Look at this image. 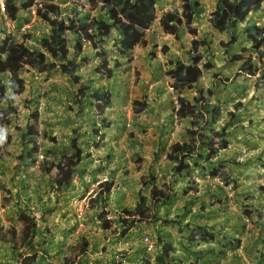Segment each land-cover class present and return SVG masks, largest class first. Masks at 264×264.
Here are the masks:
<instances>
[{
    "label": "rangeland",
    "instance_id": "rangeland-1",
    "mask_svg": "<svg viewBox=\"0 0 264 264\" xmlns=\"http://www.w3.org/2000/svg\"><path fill=\"white\" fill-rule=\"evenodd\" d=\"M72 1L78 2L36 0V3L54 2L68 8ZM16 2L22 10L26 0ZM180 4V0L156 2L159 18L149 31L147 48L138 47L132 54V63H123V67L118 70L113 68L114 62L110 60L112 74L96 58L92 49H86L82 58L87 63L78 60L79 75L81 85L91 89L79 104L74 100L78 87L60 72L42 75L33 72V76L26 78V92L11 98L14 105L20 106L18 113L13 116L11 124H0V139L3 140L0 157L5 160L3 164L0 162V225H14L20 230L17 209L20 206L31 207L36 212L41 229L47 232L45 242L54 252L61 250V258L67 257L73 262L74 257L84 253L71 250L74 247H70L76 241L75 245L79 246L85 238L89 244L90 261L93 264L101 263L99 253L102 250L103 255V228L98 215L103 212V205L106 203L107 211L115 218L123 215L125 208L134 209L140 193L148 195L150 192L151 173H155L159 188H168L165 177L171 175L172 170L166 161L165 152L188 128V123L172 122L177 96L170 89L166 76V72L173 68L169 61L180 59L197 64L204 71L195 89L185 93L190 100L199 89L218 85L217 95L225 105L224 119L229 121V146L222 151L221 163L217 164L224 169L217 178L203 177L200 170H195L194 177L199 184L194 190L187 189L186 184L182 188L181 182L175 184L171 178L169 194L175 195L168 217L171 223L136 221L138 229L129 231L127 235L129 246H122L124 241L118 239L111 250L104 251L110 254L105 257H108V261L111 258L114 264L122 263L129 247H134L143 256L144 249L140 245L142 234L146 232L158 243V250L153 257L159 264H165L160 260L162 255L158 256L164 253L161 247L165 243L175 248V251H169L170 256L175 258H171L169 264H264L262 78L259 75H246L239 65L226 60L219 42L227 38L210 33L207 28V14L212 13L209 6H206L205 16L196 19V24L199 28L198 38L204 39L206 34L213 45L203 58L192 59L188 53L193 37L184 34L180 40H176L163 31L160 23V17L165 12ZM33 10L23 11V17L16 23L10 20L7 23L0 12V42L11 33L29 46H38L48 31L47 26L32 14ZM95 14L98 16V13ZM261 15L259 13V16L252 17L260 25L264 24ZM115 37L114 34L106 43L110 59L118 57ZM163 46L169 48L167 54L163 53ZM233 52H241L245 57L254 55L244 39L241 47H235ZM96 89H110L112 92L104 104V115H100L99 104L89 98ZM25 100L32 103L26 105ZM135 100L148 103L149 108L135 115ZM37 104L40 135L37 146L33 147L22 144L18 127L26 128L27 124L32 123L28 116L34 112ZM233 105H237V109ZM103 120L110 125H103ZM97 130L99 134L95 133ZM75 145L83 148L84 158L69 189L58 191L53 187L51 177L42 173L39 162L28 167L27 162L32 156L39 157L42 154L44 158L58 162L63 155H70ZM101 178L116 183L113 193L104 199L95 197L96 182ZM188 203L192 204V215L181 216L183 225L175 223L179 219L176 209ZM203 203L219 204L207 207L204 211ZM80 209L83 210L81 217L78 214ZM42 219H47V222ZM188 224L208 225L216 236L215 242H198L199 248L188 246L185 240L191 238V229L186 228ZM114 227H118L117 224ZM107 233L118 237L113 232ZM41 240L39 237L38 241ZM238 241L239 247L235 249L234 243ZM185 244L190 250L183 248ZM218 244L223 248L228 247L226 257L207 253V258L203 260L194 253H204L217 248ZM44 261L45 264L62 263L54 257V253ZM14 262L10 246L0 243V264Z\"/></svg>",
    "mask_w": 264,
    "mask_h": 264
},
{
    "label": "trees",
    "instance_id": "trees-1",
    "mask_svg": "<svg viewBox=\"0 0 264 264\" xmlns=\"http://www.w3.org/2000/svg\"><path fill=\"white\" fill-rule=\"evenodd\" d=\"M158 0H78L72 2L70 8H64L52 2L42 3L36 10L37 17L48 26L50 33L41 41V46L32 47L26 44L16 35L9 34L0 42V124H11L13 116L18 113L19 105L11 99L14 95H22L27 90L26 78L33 76V72L42 75L50 72H60L68 76L70 81L78 87L75 101L81 102L87 96L91 87L81 85L79 75L80 61L86 46H92L96 56L103 66H107L110 74V60L114 62V69L123 67V63L131 64L133 52L138 48H147L148 30L159 18L156 14V2ZM34 0H28L23 9L34 5ZM84 3V4H82ZM180 6L165 12L160 17L161 26L167 35L180 40L182 35L193 37L190 43L189 55L193 59L203 58L213 45V41L205 34L204 39H199V28L196 19L205 16L206 3L201 0H180ZM6 14L9 20L19 21L21 11L16 0H5ZM264 8V0H216V5L207 17V28L210 33L225 36L219 45L223 48V54L232 64L239 65L246 75L261 77V85L264 86V26L252 19ZM100 15L92 16V12ZM84 13L89 17L81 18ZM116 35L114 44L118 57L109 58L110 51L107 40ZM244 39L250 51L254 55L244 56L241 52H233L235 47H241ZM204 45V52L201 48ZM163 53L167 54L169 48L162 47ZM206 52V53H205ZM114 55V54H113ZM73 57L72 59H69ZM173 66L166 72L169 87L177 96V107L173 111L172 122L188 123V128L181 133V138L171 144L165 152V158L172 174L166 175L168 188H159L155 173H151L150 192L148 195L140 193L139 202L134 209L125 208L119 218L110 216L104 205L103 212L99 215L103 230L125 236L135 226L136 221L144 223L170 224L168 217L174 204L175 195L169 194L171 183L181 182L182 188L186 184L187 189L194 190L198 186L195 180V170H200L203 177L217 178L224 167L221 163L222 151L229 146L227 128L228 122L224 119L225 105L221 97L217 95L218 85L213 88L199 89L190 100L185 93L195 89L204 75L203 69L194 63L182 60L169 61ZM110 89H96L90 95V100L96 101L100 107V115L105 114L104 105L111 95ZM27 105L32 103L25 100ZM237 109V105H233ZM29 108V107H27ZM149 108L148 103L138 100L133 102V113L139 115ZM38 104L30 117L32 122L26 128L18 127L22 144L37 146L38 123L40 119ZM224 120V121H222ZM103 120V125H110ZM227 122V123H225ZM99 134V131H95ZM0 143V154L2 151ZM54 155V153H53ZM84 155L83 148L75 145L70 155H63L58 162L44 159L40 162L43 174L50 176L52 186L56 189H69L72 185L78 167ZM21 158V157H20ZM1 164L5 160L0 157ZM20 161V160H18ZM38 157H32L29 166L36 164ZM206 166H209L206 167ZM116 188L113 180L100 184L95 191V197L104 199L110 196ZM61 192V191H60ZM217 204L206 205L202 209L216 207ZM192 204L184 205L177 210L178 218L191 216ZM163 208L165 210L162 212ZM18 222L21 229L14 225L4 227L0 225V243L9 245L13 254L14 264H45L54 252L45 242L47 232L40 226L36 212L31 207L20 206L17 209ZM131 221H127L130 220ZM174 221L183 225L181 219ZM47 222V219H42ZM117 227L114 228V225ZM194 225V226H193ZM188 224L191 229V238L186 244L193 248H199L198 242H215L216 236L210 231L208 225ZM114 228V229H113ZM163 236V235H162ZM41 237V242L38 238ZM190 243V244H189ZM239 241L234 243L238 249ZM183 248L187 249V245ZM165 245V246H164ZM162 246V255L167 256L169 251L175 248L165 243ZM89 244L84 240L75 249L80 253L88 252ZM228 247H221L201 253L194 252L199 259L205 260L209 254L216 257L227 255ZM187 250H190L189 248ZM62 251H57V256ZM89 253V252H88ZM63 256V255H62ZM160 258H163L161 256ZM162 260V259H160ZM44 261V262H43ZM62 264H73L67 257L63 258Z\"/></svg>",
    "mask_w": 264,
    "mask_h": 264
},
{
    "label": "crops",
    "instance_id": "crops-1",
    "mask_svg": "<svg viewBox=\"0 0 264 264\" xmlns=\"http://www.w3.org/2000/svg\"><path fill=\"white\" fill-rule=\"evenodd\" d=\"M201 1H203L204 3H206V6H209L212 10L214 9V7L216 5V0H201ZM212 10H211V12H212ZM259 13H261L262 14L261 17L264 18V8ZM259 13H258V16H259ZM208 16H210V15L207 14V17ZM262 25H264V24H262ZM136 226H137L136 229H138L139 224L137 223ZM149 229H152V228L149 227ZM128 237L129 236H127L125 238H119V237L109 236L107 233L103 232V241H101V242H103V255H102V250H101V252L99 253V255L101 257V259H100V262L101 263H98V262H96V263L97 264H114V262H112V259L111 258L108 261V257H105V256H109L110 254H108V252H104V251L105 250H111L114 247V244H115V242L118 239L123 240L125 242V244L123 242V245L122 246H125V245L126 246H129L130 243L126 242V240L128 239ZM76 243H77V241L74 242V245H72V247H70V248H73L74 247L71 250L76 251V249H75V246H76L75 244ZM140 246H142V248L144 249V247H143L142 244ZM61 257L62 256H60V257H58L56 259H58L59 262H62L63 263V258H61ZM90 260H91L90 255L89 256H86V255L77 256L76 258L75 257L73 258V264H93V262H91ZM170 260H171V257L168 256V255L167 256L164 255L163 258H162V261L165 264H167L168 261H170ZM118 264H159V262H155V259L152 258V257L151 258L150 257H146L145 253L142 256L134 247H129L128 248V251H127L126 258H123L122 263H118Z\"/></svg>",
    "mask_w": 264,
    "mask_h": 264
},
{
    "label": "clouds",
    "instance_id": "clouds-1",
    "mask_svg": "<svg viewBox=\"0 0 264 264\" xmlns=\"http://www.w3.org/2000/svg\"><path fill=\"white\" fill-rule=\"evenodd\" d=\"M27 1L28 0H26V3H27ZM35 2H34V5L33 6H31L30 8H28V9H23V5L25 4V2L22 4V10L20 9V11H21V17H20V19L23 17V15H24V12L23 11H26V10H30V9H34L32 12V14L33 15H35L36 17H37V14H36V10H37V8H38V6L40 5V4H37L36 3V0H34ZM72 2H76V1H72ZM71 2V3H72ZM4 4V10L2 9V7H1V4ZM52 3H54V2H52ZM70 3V4H71ZM42 4V3H41ZM55 4H57V3H55ZM82 4H84V3H82ZM59 5V4H58ZM61 6V5H60ZM63 7V6H62ZM71 7V5L68 7V8H70ZM64 8H67V7H64ZM174 9V8H173ZM170 11V10H169ZM0 12L4 15V19L7 21V23H8V17H7V14H6V7H5V0H0ZM95 13H97V11L96 12H92L91 13V15L92 16H97ZM100 14L98 13V16H99ZM97 16V17H98ZM81 18H87V17H89V13H84V14H82L81 16H80ZM38 18V17H37ZM19 19V20H20ZM39 19V18H38ZM11 21V20H10ZM39 21H41L40 19H39ZM157 21V20H156ZM18 22V21H17ZM42 22V21H41ZM11 23H13V21H11ZM16 23V22H15ZM43 23V22H42ZM44 24V23H43ZM45 26H47L46 24H44ZM152 27V26H151ZM151 29V28H150ZM150 29L148 30V34H149V31H150ZM47 31H48V33H47V35L46 36H48L49 35V33H50V30H49V28H48V26H47ZM11 34V33H10ZM14 35V34H13ZM45 36V37H46ZM149 36V35H148ZM44 38V37H43ZM42 38V39H43ZM18 39H20V38H18ZM194 39V38H193ZM42 41V40H41ZM147 41H148V37H147ZM26 43V42H25ZM27 44V43H26ZM40 44H41V42H40ZM38 45V46H36V45H33V47H39V46H41V45ZM149 44V43H148ZM92 49L93 51H94V49L92 48V46H86V48L84 49V51H83V54H84V52H85V50L86 49ZM94 54H95V56H96V53L94 52ZM82 57V56H81ZM96 58H97V56H96ZM98 59V58H97ZM178 60H180V59H178ZM85 63H87V61H85ZM168 79V78H167ZM171 89V88H170ZM2 142H3V140L2 139H0V143H1V147H2ZM37 144H38V141H37ZM33 147H36V146H33ZM87 155H89V154H87ZM32 157H35V156H32ZM32 157H30L29 158V160H28V162L27 163H29V161L32 159ZM84 158V155H83V157H82V159ZM44 159H46V158H44V156L41 154L39 157H38V161H37V163L39 162V166H40V162L42 161V160H44ZM50 160V159H49ZM82 162V161H81ZM36 163V164H37ZM35 164V165H36ZM34 165V164H33ZM32 166V165H31ZM80 166V165H79ZM28 167H30L29 166V164H28ZM41 169V168H40ZM79 169H80V167H78V171H79ZM78 174V172L75 174V176ZM75 176H74V179H75ZM73 179V180H74ZM108 181H111V180H107V178L106 179H103V178H101L100 180H98L97 182H96V189L99 187V185L100 184H103L104 182H108ZM114 181V180H113ZM73 182V181H72ZM115 183V182H114ZM115 186H116V183H115ZM115 190V189H114ZM113 190V191H114ZM96 191V190H95ZM113 193V192H112ZM103 207H104V205H103ZM109 213V212H108ZM79 217H81L82 215H83V210L82 209H80L79 210ZM111 216V215H110ZM111 217H113V216H111ZM114 218V217H113ZM98 219H99V215H98ZM100 221V220H99ZM100 223H101V221H100ZM137 224V223H136ZM136 224H135V226L134 227H132L129 231H134V229H136L137 228V226H136ZM102 225V224H101ZM115 226V225H114ZM103 228V227H102ZM115 228V227H114ZM118 228V227H117ZM118 229H120V228H118ZM103 232H105V233H107L106 231H104L103 230ZM129 233V232H128ZM108 234V233H107ZM109 236H114V235H112V234H108ZM116 235H118V237L119 238H125L128 234H126L125 236H123V237H120V234L118 233V234H116ZM145 235H148V236H150L151 238H152V236L151 235H149L148 233H143L142 234V239H143V236H145ZM114 237H117V236H114ZM142 239H141V244L143 245V247H144V253H145V255H146V257H152V258H154L155 259V257H153L155 254H156V252H157V250H158V243H157V241H155L153 238V240L155 241V243H156V246H157V250L154 252V253H148L147 251H146V248H145V246H144V244H143V242H142ZM162 248V247H161ZM59 252L61 251V250H58ZM89 252V251H88ZM88 252H86V254L85 253H82L80 256H82V255H86V256H89L90 255V253H88ZM57 251L56 252H54V257L55 258H58V257H60L61 255H59V256H57ZM162 255V252L158 255V256H161ZM162 256H164V255H162ZM168 256H170V254H168ZM171 257V256H170ZM173 260H175V258H173V257H171ZM170 261H172V260H170ZM170 261H168V263L167 264H169V262Z\"/></svg>",
    "mask_w": 264,
    "mask_h": 264
},
{
    "label": "built area",
    "instance_id": "built-area-1",
    "mask_svg": "<svg viewBox=\"0 0 264 264\" xmlns=\"http://www.w3.org/2000/svg\"><path fill=\"white\" fill-rule=\"evenodd\" d=\"M2 9L4 10V4H1ZM142 242L148 253H154L157 250L155 241L148 235L143 236Z\"/></svg>",
    "mask_w": 264,
    "mask_h": 264
}]
</instances>
